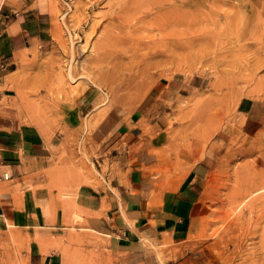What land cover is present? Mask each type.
Returning <instances> with one entry per match:
<instances>
[{"label": "rangeland", "instance_id": "1", "mask_svg": "<svg viewBox=\"0 0 264 264\" xmlns=\"http://www.w3.org/2000/svg\"><path fill=\"white\" fill-rule=\"evenodd\" d=\"M0 75L51 152L15 184L40 216L16 251L115 264L85 194L130 143L156 195L198 169L187 236L148 244L151 264H264V0H0Z\"/></svg>", "mask_w": 264, "mask_h": 264}, {"label": "crops", "instance_id": "2", "mask_svg": "<svg viewBox=\"0 0 264 264\" xmlns=\"http://www.w3.org/2000/svg\"><path fill=\"white\" fill-rule=\"evenodd\" d=\"M4 83L0 75V264H20V260L26 264H55L56 253L41 252L36 240L24 248L17 247L18 251L12 241H5L7 235L20 237L25 228L40 225L33 190L25 187L17 193L15 184L23 183L26 175L44 165L51 152L36 129L18 120L14 94L3 87ZM96 127L93 140L101 154L109 145L108 134L114 129L109 130L106 118ZM132 146L129 143L117 148L111 157L117 165L115 174L109 177V171L105 172L107 179L103 184L92 187L85 195L100 213L99 226L109 237L107 244L115 264H151L148 244L154 246L163 239L179 242L187 236L197 214L198 169L156 195L145 184V172L140 165L129 162L134 154ZM34 237L40 239L37 233ZM6 243L12 244L10 248L1 246Z\"/></svg>", "mask_w": 264, "mask_h": 264}, {"label": "bare ground", "instance_id": "3", "mask_svg": "<svg viewBox=\"0 0 264 264\" xmlns=\"http://www.w3.org/2000/svg\"><path fill=\"white\" fill-rule=\"evenodd\" d=\"M256 191H257V189H255ZM263 190V189H262ZM250 194V193H249ZM235 205H236V203H235ZM240 205V204H239ZM238 207V206H237Z\"/></svg>", "mask_w": 264, "mask_h": 264}]
</instances>
